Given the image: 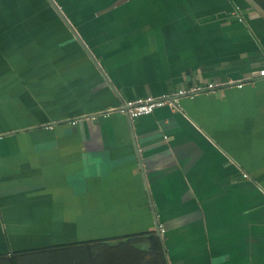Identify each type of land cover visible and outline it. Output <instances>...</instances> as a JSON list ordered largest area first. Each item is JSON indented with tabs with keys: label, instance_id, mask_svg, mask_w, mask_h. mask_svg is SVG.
I'll return each instance as SVG.
<instances>
[{
	"label": "crops",
	"instance_id": "obj_1",
	"mask_svg": "<svg viewBox=\"0 0 264 264\" xmlns=\"http://www.w3.org/2000/svg\"><path fill=\"white\" fill-rule=\"evenodd\" d=\"M53 1L109 83L48 0H0V254L162 226L167 264H264V82L116 110L264 66V0Z\"/></svg>",
	"mask_w": 264,
	"mask_h": 264
},
{
	"label": "trees",
	"instance_id": "obj_2",
	"mask_svg": "<svg viewBox=\"0 0 264 264\" xmlns=\"http://www.w3.org/2000/svg\"><path fill=\"white\" fill-rule=\"evenodd\" d=\"M103 256L110 264H167L161 240L152 231L8 252L0 254V264H102Z\"/></svg>",
	"mask_w": 264,
	"mask_h": 264
},
{
	"label": "built area",
	"instance_id": "obj_3",
	"mask_svg": "<svg viewBox=\"0 0 264 264\" xmlns=\"http://www.w3.org/2000/svg\"><path fill=\"white\" fill-rule=\"evenodd\" d=\"M256 80L264 82V66L254 70L245 77L237 80H227L224 82H208L205 85L194 83L192 85H184L177 89L175 92L170 94H162L158 96L147 95L143 97H137L134 99L126 100L124 103L119 104L116 108L117 111L125 113L131 118L140 117L143 115H149L153 113L157 108L168 106L171 109L179 108V100L181 97L193 98L198 93L205 91H211L217 87L226 86L229 84H235L236 87L242 88L245 84H254ZM114 110V109H113ZM108 112H106L107 114ZM246 177L247 175L244 174ZM160 232L164 231V227H159Z\"/></svg>",
	"mask_w": 264,
	"mask_h": 264
},
{
	"label": "water",
	"instance_id": "obj_4",
	"mask_svg": "<svg viewBox=\"0 0 264 264\" xmlns=\"http://www.w3.org/2000/svg\"><path fill=\"white\" fill-rule=\"evenodd\" d=\"M48 2L50 3V5L53 7V9L59 14V16L61 17V19L64 21L65 25L71 30L75 40L80 44V46L82 47V49L85 51V53L90 57V59L93 61V63L98 67V69L100 70L101 74L103 75L105 81H107V83H109L108 78L105 76L104 72L102 71L100 65L98 64V62L96 61V59L94 58V56L92 55V53L90 52L89 48L87 47L86 43L80 38V36L76 33V31L73 29L72 25H70V23L68 22V20L65 18V16L63 15V13L60 11L59 7L56 5V3L53 0H48ZM104 114V112L101 113H96V114H88L86 115L89 118H95L94 120H98L97 117L99 115ZM158 236H160L159 230L156 232ZM164 250V249H163ZM165 252V251H164Z\"/></svg>",
	"mask_w": 264,
	"mask_h": 264
},
{
	"label": "rangeland",
	"instance_id": "obj_5",
	"mask_svg": "<svg viewBox=\"0 0 264 264\" xmlns=\"http://www.w3.org/2000/svg\"><path fill=\"white\" fill-rule=\"evenodd\" d=\"M104 235L107 234V233H103ZM102 235V234H101ZM103 236V235H102ZM97 238H101V237H97ZM99 260L102 264H110L111 262H109L104 256L103 257H99ZM35 263V261H34Z\"/></svg>",
	"mask_w": 264,
	"mask_h": 264
}]
</instances>
